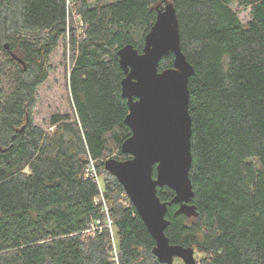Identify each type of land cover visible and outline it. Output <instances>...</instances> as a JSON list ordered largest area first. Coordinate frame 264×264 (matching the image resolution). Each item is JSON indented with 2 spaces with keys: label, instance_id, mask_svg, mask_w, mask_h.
<instances>
[{
  "label": "trees",
  "instance_id": "16d2710c",
  "mask_svg": "<svg viewBox=\"0 0 264 264\" xmlns=\"http://www.w3.org/2000/svg\"><path fill=\"white\" fill-rule=\"evenodd\" d=\"M168 1L195 68V196L190 215L169 207L165 234L204 264H264V0H0V264H167L104 161L113 148L126 159L121 144L131 135L119 50L142 52ZM234 3L251 8L250 22ZM60 42L72 112L53 114L47 130L34 120L37 89ZM91 159L100 183L87 172ZM158 195L169 201L175 191Z\"/></svg>",
  "mask_w": 264,
  "mask_h": 264
},
{
  "label": "water",
  "instance_id": "95a60500",
  "mask_svg": "<svg viewBox=\"0 0 264 264\" xmlns=\"http://www.w3.org/2000/svg\"><path fill=\"white\" fill-rule=\"evenodd\" d=\"M171 53L174 65L160 70L161 60ZM119 57L125 72L122 96L129 106L125 123L131 135L121 144V152L128 157L107 158L105 169L124 186L156 241L153 252L159 261L173 264L180 258L185 264H198L194 248L171 244L165 234L170 224L166 218L169 207L179 204L178 212L190 215L195 196L189 174L193 161L189 79L195 68L181 48L174 4L168 1L158 9L142 52L127 44L119 50ZM165 186L175 191L169 201L158 195V188Z\"/></svg>",
  "mask_w": 264,
  "mask_h": 264
},
{
  "label": "rangeland",
  "instance_id": "374dc122",
  "mask_svg": "<svg viewBox=\"0 0 264 264\" xmlns=\"http://www.w3.org/2000/svg\"><path fill=\"white\" fill-rule=\"evenodd\" d=\"M232 8L235 11H238L239 18L244 24L251 21L252 11L250 7L245 9L241 5L234 3L232 4ZM64 54V44L63 42H60L58 47L55 49V51L50 57V62L53 66V69L50 72L47 81L40 85L37 89V106L34 111V120L35 124L47 130H53L54 128H50L49 123L50 118L53 114H65L72 112L70 92L66 83V70H69V63L68 60H66V56ZM1 76L2 74H0V77ZM111 146L114 147V144H112ZM117 154L118 150L116 148H113L112 152L109 154V158ZM195 258L198 261V264H204L202 262L204 258L203 254L198 251H195ZM173 264L185 263L182 259L175 258Z\"/></svg>",
  "mask_w": 264,
  "mask_h": 264
},
{
  "label": "built area",
  "instance_id": "2783aa9c",
  "mask_svg": "<svg viewBox=\"0 0 264 264\" xmlns=\"http://www.w3.org/2000/svg\"><path fill=\"white\" fill-rule=\"evenodd\" d=\"M83 23L81 22V25ZM87 172L89 175L95 176L96 180L100 183L101 182V177L98 176L97 171H96V166H95V162L93 159L90 160V164L87 168ZM105 210L108 211L107 206L105 207ZM98 223H100V220H98ZM106 227L110 228V230L112 231V238H113V244L114 247H116V240L114 237V232H113V220L111 219V217L108 215L107 217V224L105 225ZM98 228V227H96ZM115 260H118L117 254L115 255Z\"/></svg>",
  "mask_w": 264,
  "mask_h": 264
}]
</instances>
